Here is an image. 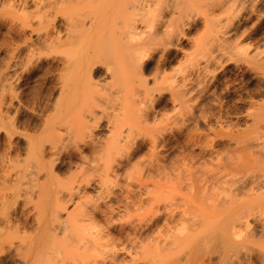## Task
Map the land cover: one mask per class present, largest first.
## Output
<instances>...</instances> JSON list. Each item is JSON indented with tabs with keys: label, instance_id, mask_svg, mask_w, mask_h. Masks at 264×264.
Instances as JSON below:
<instances>
[{
	"label": "rangeland",
	"instance_id": "1",
	"mask_svg": "<svg viewBox=\"0 0 264 264\" xmlns=\"http://www.w3.org/2000/svg\"><path fill=\"white\" fill-rule=\"evenodd\" d=\"M35 1L29 0L23 3L22 0H0V193L6 192L4 193L6 195L10 194V190H19L17 204L11 205L13 209L11 207L6 209L11 215L9 216L11 223L19 225V236L34 234L37 231L34 215L28 212L31 204L25 206L27 200L36 198L37 187L36 190L32 187L35 186V178L38 177L37 168L33 164L35 160L32 164H28L24 159H28L25 134L34 137L43 134L42 127L46 126L50 112L55 110L53 104L58 101L57 97L63 95V98L66 95V92L61 94L62 83L72 77L73 82L79 86L82 78L80 72L73 69L68 71L71 68L67 67L68 65L64 66L66 61L64 58L70 56L69 53H73L74 47L72 44L70 47L69 42H67L69 44L64 43L69 27L67 22L71 20L68 19L69 17L73 21L77 19L76 23L79 26L77 24L76 26L80 28V25L82 27L84 25V29L88 27L89 18L92 17L97 22L95 28L101 36L100 38L94 35L95 38L86 41L83 46L85 48L86 45L87 47L93 45L92 47L97 49L99 47L103 53L100 55L103 56L102 59L101 56L99 58L101 62H97L95 68L89 72L95 80L88 87L92 89L86 91L84 89L87 88H83V91H79L80 104L84 105L83 107L100 103L103 105V108L99 105L101 108L96 107L94 110L95 120L98 119L95 123L101 124V127L94 128L95 136L103 141L113 134L109 132L110 128L106 126V121L109 114L112 115L121 102L119 93L114 91L125 81L131 80L130 77L135 80L136 76L137 78L140 76L136 71H132L133 69L130 70L131 68H138L139 72L143 73L140 77L143 78L142 82L147 86L151 96L150 101L153 102H148L152 107H149L150 113L147 116V120L150 121L146 120L148 124L145 121V125L143 124L144 127H148H141L142 124H136L138 121L134 122L141 128L134 126L133 131L136 127L138 130L141 129L140 132L144 129V133L142 131L139 135V131L135 129L138 136L133 132L137 140L135 139L134 146L129 148L130 151L127 153L129 156L125 155V158L123 155V158L122 156L120 158L118 154L113 155L119 157L118 161L115 158V161L111 162L113 165L116 164L114 167L120 164L114 168V173L109 174L111 176L103 181L102 188L97 185V175L101 173V169L97 170L100 172L93 170L99 173H96L95 177L93 171H86L92 175V182L88 186H82V188L86 186L83 195L87 196L82 197L81 200L86 206L92 207L87 208L91 209L95 216L92 214L94 217L88 222L86 220L76 224V221H73L71 232H60L56 238L62 243L68 242L74 234L86 235L91 239L98 234V231L104 229L102 234L112 233L111 236L113 238L115 236L118 240L113 239L117 244L112 242L111 245H115H110L115 250L108 247L111 251H107L105 246L104 251H93L83 249L76 243H70L62 250L60 256L43 258V260L41 258L37 264H94L101 258L105 259L98 261V264H264V175H262L264 161L261 163L263 156H260V161L255 164L252 163V159L249 160V166L247 165L239 173L241 180H236L237 178L231 180L235 181L234 184L229 180L224 186L216 183L213 185L208 183L206 186L198 180V176L203 175V172L212 173L218 170L221 173L225 172L222 170V167L225 169L223 161L226 158L227 161H232V155L233 158L240 155H237L239 150H236L237 153L233 149L242 146L247 148L243 143L249 145L247 141L253 140L258 135L261 136L264 132V0H154L153 6L159 8L160 14L156 17L159 21L156 22L149 11H147L149 15L147 12H144L146 14L130 12L128 17L131 16V20L137 16L139 18V15L143 18V21L137 24L138 31L135 30L140 35L136 33L130 37H125L120 32L123 30V24L119 17L121 6L117 7V5L121 4L122 0H118L119 3L115 0H107L106 3L104 0V4L101 0L100 2L93 0L97 5L92 0H48L47 3L50 5L46 4L43 8H38ZM46 1L42 2L46 3ZM100 7L105 9H98ZM37 9L41 10L37 11ZM36 12L48 14L50 24L45 19L44 25L49 24L50 34L61 35L63 38L60 36L59 38L64 40H62L64 44L59 43L54 48L52 46L46 49V46L40 45L45 38L44 31L39 33L37 29L32 31L29 27L20 28V20L26 19L29 15L31 18L33 13L37 14ZM25 13L29 15L26 16ZM32 21H35L33 26L36 27L37 20ZM182 21L188 23L180 28ZM166 24L167 27L164 26ZM173 27L176 28L175 33L180 28L181 35L174 34V30L173 32L171 30ZM104 32L107 35L104 36ZM27 39H32L37 45L35 52L33 51L35 55L33 53L31 65L28 63L30 68L26 65L29 55L25 41ZM95 39H100L99 46ZM37 49L40 51L38 52ZM139 51L144 55H141L143 58L138 62L135 56ZM135 60L137 64L141 62L142 69L140 64L137 67ZM21 66L24 70H21ZM68 72L71 74L67 75ZM78 76L81 78L76 79ZM63 78H66L65 81ZM105 89L106 91L111 89L110 92L115 95L111 93L110 96L109 93L108 96H104L108 93ZM100 93L103 95L101 96ZM103 96L105 100L109 97V106L105 100H99V97L103 98ZM90 100L94 104H91ZM101 109H104L105 113L102 112L103 110L100 111ZM47 116L49 118L45 119ZM254 122L259 123L261 128L255 130L257 128ZM151 134L158 135L155 150L149 149L152 143ZM71 139L64 138V149L69 150L63 151L62 156L54 155L59 156L54 159L52 153L48 151L45 153L50 155L49 158L45 157L47 156L45 153V156L43 155L44 160L52 159L56 180H71L70 175L75 171L77 173L73 175L78 174L80 170L77 163L80 161V155L78 151L76 153L74 141L72 142ZM238 140L240 143L237 144ZM66 145L69 148H66ZM72 150L75 152L73 156ZM87 150L83 148L85 154ZM240 153V157L243 158V153ZM219 159L224 160L220 162ZM101 160L97 162L100 163ZM102 162L104 163V159ZM26 164L30 166H25ZM42 175L44 174H40V179L43 178ZM261 177L263 182L253 184L254 180ZM6 185L10 187L9 192L5 190ZM50 190L54 193L52 188L45 191L50 193ZM1 196L2 194L0 200ZM199 197L204 200L202 205L216 206L213 213H209L208 219L201 224L203 228L207 227L202 231H198L202 228L195 227L199 224L197 222L201 212L198 211L195 218L191 215L192 219L188 216L186 221L180 220L185 219L180 212L182 207L178 209L182 215L180 219H178L179 213L175 214V204H194V200ZM92 202L100 206L96 207L98 211L94 210ZM74 205L75 201L69 202L66 209L71 210ZM248 205L252 209V213L248 216V225L238 227L237 231L227 235L222 226L231 217L230 214L233 215L235 210L238 211L237 207L240 210L245 206L249 208ZM1 210L4 208L0 209V229L5 221ZM90 222L96 225L84 230L81 223ZM175 222H178L177 227L180 224L181 231L179 227L175 230ZM13 239L16 244L19 243L18 239L15 237ZM56 240L53 238V241ZM119 245L126 246L127 250L126 248L122 250ZM7 247V250L3 249L4 251L0 252V264H22L16 253L17 250ZM118 248L121 250H117ZM110 253L114 254L110 255Z\"/></svg>",
	"mask_w": 264,
	"mask_h": 264
},
{
	"label": "bare ground",
	"instance_id": "2",
	"mask_svg": "<svg viewBox=\"0 0 264 264\" xmlns=\"http://www.w3.org/2000/svg\"><path fill=\"white\" fill-rule=\"evenodd\" d=\"M22 1H23V3H26L29 0H22ZM42 1L45 2L46 0H37V1H35V3L37 2L36 4H37L38 8H43V7L46 6V4H47V6H48V4L50 5V3H47V2H49L48 0L46 1V3H43ZM106 1L107 0H105V2ZM115 1H117L116 3H119L118 0H115ZM153 1L154 0H134L132 2H129V1L122 0V3L117 5V7L121 6L120 7L121 13H120L119 17L121 18L120 21L123 24V30H121L120 32H122V34H124L125 37H130L131 35L136 34L137 32L135 30H137V24H139L138 22H140V21L142 22L143 21V18L140 17V15H139V18H138L137 15H136L137 17L133 16L134 18L131 20L130 18H132V17L131 16L128 17L130 12L132 13L134 11L135 13L143 14L144 12L149 11V12H151V14L154 17V19L156 20V22L159 21V18L158 19L156 18L160 14L159 13V8L156 9L153 6V4H155V3H153ZM92 2H93V0H92ZM99 2H100V0H99ZM101 2H102V4L105 3L104 0L103 1L101 0ZM93 3L95 4V2H93ZM93 3L92 4L90 3V4L94 5ZM106 3H108V2H106ZM95 5H97V4H95ZM99 6H100V4H99ZM101 7L98 8V9H105L104 7L103 8H101ZM174 8H175V6H174ZM60 9H59V11H61ZM39 10H41V9H39ZM39 10L37 9V11H39ZM50 10H49V13H51ZM94 11H96V9H94ZM56 12H57V10H56ZM149 12H147L148 15L150 14ZM28 13L30 14V12H28ZM36 13L37 14L33 13L34 15L31 13L32 16L34 17V19L37 20V26L36 27L33 26V22H35V21H32V20H34V19H32L33 17L29 18L31 15L25 13L26 16L27 15H29V16L26 17V19L22 18L20 20V25H21L20 28L21 27L22 28L23 27L24 28L25 27H27V28L29 27V28L32 29V31H35L37 29V32H39V33H41V31H44L45 35L43 37H45L46 39L44 38V40L40 43V45L42 44V46H46V49H48L47 47H52V46L54 48L55 45L59 44V43L62 44L63 43L62 42L63 39L61 40V38H63V37H61V35H59L61 37V38H59V36H57L58 34H55L56 36L50 34V31L48 29V25L50 24V21H49L50 17L48 18V14H45V13H39L38 14V12H36ZM52 14H54V12H52ZM144 14H146V13H144ZM91 15L93 16V13ZM54 16H56V15H53V17ZM57 16H58V14H57ZM63 16H65V15H63ZM152 16H150V18H152ZM45 19L47 21H49V24L44 25V20ZM68 19H71V20H69V22H67V23H69L68 24L69 27L66 26L67 29H68V31L66 32L67 33V35H66V40L67 41L66 40H65L66 42L64 40L63 41H64V43L69 42L70 44L69 43H67V44H69L70 47H72V45L74 46L72 48L74 54L71 52V53H69V55L71 54L70 56H66V58L63 57L66 60V61L64 60L65 61L64 62L65 63L64 66L68 65L67 67L71 68V69H68V71L73 69L75 71L80 72L79 75H81L82 78L80 76H78L76 79L81 78V81H80L79 86H78L77 83L73 82V80L71 79L72 77L69 78L70 75L67 76L69 78V81L63 82L66 79V78L65 79L63 78V81H62L63 83L61 85V88H62L61 89L62 90L61 94L66 92V95L63 98H62L63 95H61L60 98L58 96L57 97L58 101H56L57 99L55 100L56 104H53L54 106L56 105L55 107L53 106V109L55 108V110H53L54 112L53 111L50 112L51 114L52 113L53 114L52 115L50 114L51 116L48 115L50 118L48 116L45 117V119L46 118H49V119H46V120H48L46 126L42 127V128H44V132H42L43 134L40 133V134H38L39 136L37 135L36 137H34L32 135H29L28 133H27L28 135L25 134L26 139H27V141H25V142H27V144H26V148H27L26 155H28V159L32 158V160H29V161H32V162H29L27 158H24V159H26L28 164L29 163L32 164L34 162L33 160H35V163H33V164L37 168L36 172L38 173L37 174L38 177L35 178V180H36L35 181V186L33 184L34 187H32L34 189H35V187H37L36 188L37 189L36 198L27 200V203L25 202L27 204L25 206H28L30 204L32 205V206L31 205L29 206L30 210L28 212L33 214L34 215V219L36 220V224H37L36 225L37 227H35L37 229L36 233H34V234L32 233L30 235H21V236H19V233H18L19 225L18 224L14 225L10 221L11 218L9 219V216H11V215L8 214L6 209L8 207H11V205H13V203L17 202V197L19 196V190H17V189L10 190L9 189L10 190V194L7 193V194H9V196H6L7 194L5 195L4 193H6V192H4V191H1V192H4V193H0V195L2 194V196H1V200L2 201L0 200V202H1L0 203V205H1L0 209L4 208V210H5V211L1 210V214L5 217V221H4L3 227H1L2 229H0V252L4 251V250H7V249H10L7 246L12 247L13 250H14V248L17 251L19 250L18 252L16 251V253H17V255H19L18 257H20L19 260H21L22 264H37V262L41 258H42L41 260H43V258L50 259V258H54L55 256H58V255L60 256V254L62 253V250L66 246H68V244H70V243H76L77 245H79V247H82L83 249H91L93 251H104L105 250V248H104L105 246L107 247V249H106L107 251H109L110 248L114 249V247H110V245L113 242V239L116 240V241H118V240L115 239V236H114V238H113V236H111L112 233L110 234L109 232H107L106 234H104V233L102 234L101 232H104V229H103V231H101L102 228L100 230L101 232L98 231V234L96 233L97 235H95V237L91 238V239L88 236H86V235H80L79 236L77 234H74L68 242L62 243L60 241H57L56 238H57V235L60 232H64V233L65 232H71L73 221H76V224H78L79 222H85L86 220H87L86 222H88L91 217L93 218L95 216L94 215L95 213H92L91 209L90 210L88 209V208H92V207H89L90 205L86 206V204H84L82 202V200H81L82 197L87 196V195H83V193H84L83 189L86 186H84V188H82V186L83 185H87L88 186L92 182V178H91L92 175H90L89 173H86V171L87 170L88 171L91 170V172H92L94 169H96L94 171H97V170L101 169L100 170L101 171L100 174L97 173V172H100V171H97V172L93 171V172L95 173L94 177H95V175L99 174V175H97L98 176V182L97 181L96 182H97V185L98 184L100 185L98 187L102 188L101 184L103 183V181H105L108 177H110L111 175L109 176V174H111L112 172L114 173V170H115L114 168L118 167L119 164H120V163H118L117 164L118 166L114 167L116 164L114 163L115 165H113L112 163L115 161L116 157H113V155L114 154H118L120 158H121V156L123 158V155L124 156L125 155L129 156L127 154L130 151L129 148L135 143V139H136L135 135H133V132L136 133L137 131L141 130V129L138 130V128H136V127H139L138 125H140V124H142V125H140L141 127H144L143 124L147 120L148 113H150L149 109L152 108L151 106H149V103H148V102H150V103L152 102V101H150L151 100V96L148 93V90H147L148 88H147L146 85H144V82H142V81H144V80H142L143 78L141 79V77H140V76H142L141 74H143V73L139 72L138 68L133 67L130 70L133 69L132 71H136L137 73H139L140 74V76L138 75L139 78H137V76H136L137 74H135V72H134L133 74H135V76H136V79L134 78L135 80H133L130 77V79L132 81L131 80H129V81H125L124 80L125 82L122 83L120 86H118L116 88V90L112 89L113 91L115 90L114 93L115 92L119 93V96L121 98V100H120V98H118L121 102L118 101V102H120V104L116 108V110L112 106V104L110 103L111 107L114 108L115 112L112 115L109 114L110 116L108 118L106 117L107 118L106 126H108V128H110L109 132L113 133V134L112 135L108 134V135H111V136H109L108 138L107 137L104 138L103 141L102 140L100 141L101 138H98V136H95L93 130L96 127L98 128L101 124L100 123L99 124L95 123L96 121H98V119L95 120L96 116L94 115V110H95L96 107L99 108L100 107L99 105H102V104L100 103L98 105V104H96L97 103L96 102L95 103L96 105H91V106L88 105L86 107H83L84 105L80 104L81 100H80V92L79 91H83V88H87V89H84L86 91L87 90L89 91V90L92 89V88H88V87H89V85L92 82H95V80L92 78V75L89 72H91L95 68V64L97 62L98 63H99V61L101 62V60H99V58L101 56L100 53L103 54L101 52L102 50L98 47L100 45L99 42H98V41H100V39H95L98 42V46H95V47H98V49L92 47L93 45L91 47L90 46L87 47V45H86L85 48L83 46H84V44H86V41H90L93 38H95L96 36L101 38V36L98 35L99 32H97V28H95L96 27L95 24L97 22L92 17L89 18L90 22H89L88 27H85V29L87 30V33H86V30L83 28L84 25H83V27H82V25H80V28L76 26V24H77L76 20L77 19L74 20V21H73V19L71 17H69ZM68 19H66V20L68 21ZM144 20H146V19L144 18ZM151 20L152 19H150V21ZM74 22H75V24H74ZM81 22L82 21H80V23L79 22L78 23L81 24ZM186 22L182 21V24L180 25V28ZM160 23H162V22L160 21ZM165 23H163V24H165ZM170 24H169V26H170ZM164 26L167 27L168 24H166ZM173 26L175 27V25H173ZM174 27H173V29H171L172 32L174 30V32H173L174 34H177V35L180 34L181 33L180 32V28L175 33V29L176 28L174 29ZM84 30H85V32L83 33ZM57 32H55V33H57ZM96 32H97V35L95 34ZM102 33H103V31H102ZM173 33H171V35H173ZM105 34L107 35L106 32H104L103 35L105 36ZM119 34H121V33H119ZM137 34H139V33H137ZM94 35H95V37H94ZM154 35H155V33H154ZM169 36L170 35H168V37ZM103 39H101V40H103ZM124 39L126 40V38H124ZM171 39H172V37H171ZM27 40H25V41L27 42L26 46L29 49V52H28L29 55H27L28 59L26 58L27 59V61H26L27 63L26 62L25 63L29 67V64L31 65V62H32L31 60L33 59V57L35 55L34 52H35V48L37 47V45H36V43H34V41L32 39H29L28 41ZM56 46H58V45H56ZM143 48H144V46H143ZM50 49H52V48H50ZM98 50H100L99 53H98ZM37 51L39 52L40 50L37 49ZM37 51H36V53H38ZM33 53H34V55H33ZM137 54L138 55H136V52H135L134 55L137 56V57L135 56V58L139 62L141 60V58H143L142 56L144 54L142 55V51H139V53H137ZM102 56H101V59H102ZM136 60H135V62L137 64L138 62ZM139 64H140V67H141L142 66L141 62ZM139 64H137V67H138ZM25 67L28 68L27 66H25ZM67 67H65V68H67ZM21 68H22L21 70H24V68L22 66H21ZM110 68H108V69L110 70ZM141 69H142V67H141ZM85 70H87V71L85 72ZM75 71H73V73ZM68 74H71V73L68 72L67 75ZM112 74H111V76H112ZM71 76L75 77L76 75L75 76L71 75ZM65 77H66V75H65ZM143 77H144V75H143ZM76 82H77V80H76ZM94 85H96V84L94 83ZM80 89H82V90H80ZM110 90L111 89H109V91L107 90L108 93H106L107 91L105 89V91H106L105 93L106 94L104 96H108L107 94H109V93H110V96H112L111 93L113 95H115L112 91L110 92ZM84 93H85V91H84ZM102 93H104V92H102ZM102 95L103 94H101V96ZM97 96H95V97H97ZM104 96H103V98L99 97V100H101V99L105 100ZM117 97H118V95H117ZM114 98H115V96H114ZM110 99H111V97H110ZM108 101H109V97H106L105 103L106 102L108 103ZM153 101H154V99H153ZM111 102H113V101H111ZM91 104H94V103L91 101ZM114 104H115V102H114ZM108 106H109V103H108ZM101 107L103 108V105ZM104 108H106V107H104ZM130 109L133 112L130 111ZM100 111L105 113L104 109H101ZM110 112H113V111H110ZM106 115L107 114H105V116ZM149 119H151V118H149ZM42 122H43V120H42ZM134 122H137L136 124H138V123H140V124H138L136 126L134 124ZM254 123H256V122H254ZM254 125H256L255 128H257V129L254 128L255 130H258L259 128H261V125L259 123H256ZM134 126H136L135 129H137V131H135V129L133 131ZM141 127H139V128H141ZM147 127L148 126H145L144 128H147ZM263 129H264V127H263ZM156 130L154 129V131H156ZM158 130H159V128H158ZM5 131H6V129H5ZM142 131L141 132L144 133V129H142ZM154 131H153V133H154ZM141 132L139 131V135L141 134ZM157 134H159V133H157ZM153 135L154 134H151L152 143L150 142L152 147L149 145V147H150L149 149L153 148V150H155L156 149L155 147L157 145V136L158 135H155V136H153ZM65 137H69L70 139L72 138L73 140L71 139V141L72 142L74 141V145L75 146L73 145V143H72V145L76 149L75 150L76 153L78 151L79 155H80L79 156L80 161L77 162L80 167L78 165H76V166H78L80 168V170H79L78 174H75L76 176L73 175V174L75 172L77 173V171H75L73 174H71L70 175L71 177L69 176L71 180H69L67 178L68 180H66V181L63 180L64 181L63 182L61 179H59V180L55 179L56 175L54 177V174H53L54 173L53 172L54 171L53 170V163L51 161L52 159L49 160L48 158H49L50 155L48 156L45 152L48 151V152H50V154L52 153L53 158L55 159L56 156H54V155H60L61 153H63V151L66 150V149H64L65 148V143H64V138ZM96 139L97 140L99 139L100 143H97L99 141H96ZM239 141L240 140L236 141V143L238 144ZM247 143L249 145H246L245 143H243V145H245L247 148H242L243 146L240 147V148L244 149L245 151L240 149L239 147L236 148L237 144L234 147L236 149H233V151L239 150L238 151L239 153L236 151L238 154L235 153L237 155H239V154L241 155L240 152L243 153V151H244L245 153H243V155H242L243 158H241L240 155L238 157H236V158H233L232 157L233 153L230 154V156L232 155L231 156L232 161L230 160V158H229L230 161H227L228 158H226L225 160L222 159V160H224L223 163H224V167H225V169L222 167V170H224L225 172H223V171H222V173L218 172V171H220L218 169H217L218 170L217 172L216 171H213L212 173H204L203 172V175L201 174V175L198 176L199 182L204 183L206 186H207L208 183H210V184L212 183V185H213V183H216V184H218L220 186H224V184L229 183L228 182L229 180L233 181V179L235 180L236 178H237L236 180L240 179L239 175L241 176V174H239V173H241V171H243L244 168L248 165L249 160L252 159L251 160L252 163L255 164V163H257V161H260V156H263V157H261L262 158L261 163H262V161H264V159H263L264 158V132L262 133L261 136L258 135L256 137H254L253 140L247 141ZM203 144H206V143H203ZM202 147H204V146H202ZM66 148H69L68 145H66ZM74 148L72 147L73 150H74ZM83 148H87L88 149L87 150L88 152L86 153L87 155L83 151ZM9 150H10V148H9ZM67 150H69V149H67ZM199 150H201V149H199ZM158 151L159 150L157 149V152ZM44 153L47 156H45ZM73 153H75V152L74 151L72 152V156H73ZM88 153H90V154L88 155ZM16 154L18 155V153H16ZM16 154H14V155H16ZM152 154L154 155L153 152H152ZM155 154L157 155V153H155ZM244 154H247V156H244ZM29 155H30V157H29ZM43 155L45 157H48L47 159H45L48 162H46L44 160L45 157L43 158ZM61 156H62V154H61ZM68 156H69V154H68ZM114 156H116V155H114ZM193 156H195V155H193ZM228 156H229V154H228ZM57 157H59V156H57ZM119 157H117V158L119 159ZM12 158H13V156H12ZM125 158H126V156H125ZM54 159H53V161H54ZM103 159H104V163L102 162ZM118 159L116 161H118ZM217 159H218V157H217ZM99 160H101V162L103 163L102 165L100 164L101 162L100 163L97 162ZM108 160H111V161L109 162ZM219 160H220V162H222L221 159H219ZM23 161H25V160H23ZM50 161H51V163H49ZM225 161L228 162V163H226V165H225ZM125 163H126V161H125ZM220 165H221V163H220ZM25 166H30V165L26 164ZM54 166H56V165H54ZM88 168H90V169H88ZM91 168H93V169H91ZM218 168H219V166H218ZM205 171L207 172V170H205ZM263 172H264V170H263ZM30 173L32 174L33 172L31 171ZM41 173L44 174V175H42L43 176L42 179H40V174ZM72 175H73V177L75 176V178H73ZM262 175H264V174H262ZM72 178H73V180H72ZM256 180H254L255 182H253V184H259V183L263 182V177H261V179H256ZM238 182H240V181H237V183ZM234 183H235V181L232 182V184H234ZM204 184H202V185H204ZM218 185H216V186H218ZM48 187L52 188V191L54 193H52L51 190H50V193H48L49 191H47V193H46L45 190L46 189L49 190ZM6 188L7 189H5V187H4V189L9 192L8 188H10V187H7V185H6ZM32 188H31V190H32ZM83 199H85V198H83ZM86 200H87V198H86ZM72 201H75L74 208L71 209V210L66 209V205L69 202L71 203ZM89 201H86V202H88V204H89L90 203ZM203 201H204L203 198L199 197V198H196L194 200V204H175V214H176V212H178L179 213L178 215H180V212H181L183 217H185V219L183 217H182L183 219H180V217L182 216V215H180L179 218L178 217L177 218L180 219V220L186 221V218H188V216L190 217L192 215L193 216L192 218H195L197 216V212L199 211V212H201V214H200L201 217L198 218L199 222H197V223H199V224H197L198 226L195 225V227H197L196 229L202 228L200 230L198 229V231H202L203 229L205 230V228H207V227L204 226L205 228H203V226L201 224L203 223V221L205 219H208L207 215L209 213L212 214L213 211L215 210L216 206H209V205H208L209 207L208 206H204V205L201 204ZM93 203L94 202H92V204ZM93 205L95 207L94 210L96 209L97 206H99V205L96 206V204H93ZM93 205H91V206H93ZM180 207H182V208L180 209V212H179L178 209ZM248 207H249V205H248ZM11 208H10V210H11ZM237 208H238V211L235 210L233 212V215L230 214L231 217L222 226V229L225 231V233H227V235L229 233H231V232L233 233V232L237 231L238 227L239 228L242 227V226L245 227V224H247V221H248V216H250V214L252 213V209L250 207L247 208V206H245L244 208H242L240 210H239V207H237ZM95 211H98V209H96ZM100 211H102V209ZM108 211H109V209H108ZM98 213H100V212H98ZM108 214H109V212H108ZM108 214H107V216H108ZM210 214H209V216H210ZM24 216H26V215H24ZM109 216H110V214H109ZM192 218L190 217V219H192ZM177 223L175 222V230L178 229L179 225L181 224V222H180V224H178V227H177L176 226ZM195 224H196V221H195ZM81 225H82L84 230H86V229L88 230L89 228H91V226H94L96 224H92L90 222V223H87V224L86 223L85 224L81 223ZM184 227L186 229H188V227H186V226H184ZM106 228H109V227H105V229ZM180 228H181V226L179 227V230H180ZM109 229H111V228H109ZM196 229H194V230L196 232H198ZM175 233H176V231H175ZM14 237H15V239H18V242H19V243L17 242L18 244H16V242H14V239H13ZM53 238H55L56 241H53ZM113 243H116V242H113ZM113 245H115V244H113ZM113 245H111V246H113ZM6 247H7V249H6ZM108 247H110V248H108ZM120 247H122V250L123 249L125 250V248L127 250V247L124 246V245L123 246L121 245ZM119 248L117 250H121ZM128 249H129V247H128ZM113 254L110 253V255H113ZM104 259L105 258H103V259L101 258L100 260L95 261L94 264H98L99 262H101V260H104Z\"/></svg>",
	"mask_w": 264,
	"mask_h": 264
}]
</instances>
